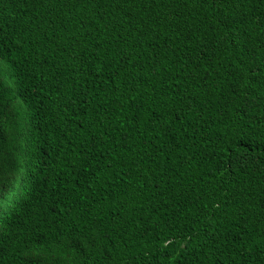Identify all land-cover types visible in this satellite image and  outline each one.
<instances>
[{
  "label": "trees",
  "instance_id": "obj_1",
  "mask_svg": "<svg viewBox=\"0 0 264 264\" xmlns=\"http://www.w3.org/2000/svg\"><path fill=\"white\" fill-rule=\"evenodd\" d=\"M0 264H264V0H0Z\"/></svg>",
  "mask_w": 264,
  "mask_h": 264
}]
</instances>
